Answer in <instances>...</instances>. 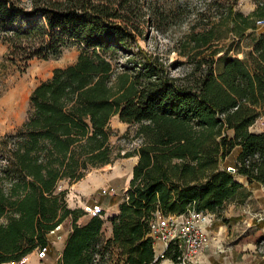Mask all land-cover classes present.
<instances>
[{
    "label": "trees",
    "instance_id": "trees-1",
    "mask_svg": "<svg viewBox=\"0 0 264 264\" xmlns=\"http://www.w3.org/2000/svg\"><path fill=\"white\" fill-rule=\"evenodd\" d=\"M239 1H203L204 24L177 49L189 71L175 77L183 63L138 45L141 0H0V36L11 58L48 60L68 44L82 48L75 64L36 87L26 121L0 140V264L49 246L67 219L72 230L57 264L176 261V245L155 261L158 214L194 208L221 216L228 202L248 197L238 176L264 185V132L252 131L264 120V0L248 15ZM248 32L250 50L231 56ZM116 116L136 128L133 150L112 146ZM237 148L231 173L223 163ZM134 156L120 211L109 218L112 237H104L99 215L79 224L86 213L69 207L61 184Z\"/></svg>",
    "mask_w": 264,
    "mask_h": 264
},
{
    "label": "rangeland",
    "instance_id": "rangeland-1",
    "mask_svg": "<svg viewBox=\"0 0 264 264\" xmlns=\"http://www.w3.org/2000/svg\"><path fill=\"white\" fill-rule=\"evenodd\" d=\"M203 1L141 0L140 15L142 19L140 22L143 34L138 38V45L147 53L158 54L168 64L177 61L183 63L178 69L171 71L172 76L180 77L189 71V60L181 56L177 49L180 46L179 42L183 41L194 28L199 31L204 24L198 18L199 12L203 8ZM151 5L156 7L155 12L152 9L150 11L149 7ZM256 6L255 0H240L236 8L248 15L256 9ZM149 16L152 17V21L147 24ZM261 28L263 26L259 27V29ZM249 33H246L245 38L239 43L238 47L230 52L231 56L241 59L245 57L254 39V36ZM257 33H259V30L253 34L256 35ZM133 51L136 52L137 48H133ZM81 52L82 48L79 44L71 43L66 45L57 57L48 60L35 58L24 62V60L19 58H11L10 46L0 36V140L6 136L16 134L26 121L30 110V98L36 87L42 82L50 80L56 69L75 64ZM11 59L14 60L11 61ZM124 61L125 59L121 57L120 62L124 63ZM263 126L264 120L260 119L252 128V131L258 133ZM111 128L114 131V136L111 139L114 149L133 150L139 145V140L134 138L136 128H130L127 124L122 123L117 116L112 119ZM127 133H130V135H127ZM236 158L234 153L226 162L224 161L223 166L233 167L236 163ZM131 167L130 160L119 158L111 165L91 170L83 180L76 183V192L69 194L68 202L70 203V208L84 210L85 206L106 207L108 203V206H110L119 201L124 194L122 190L123 180L126 181L128 179ZM116 175L121 177L119 185L106 182L107 179ZM88 182L94 184L95 190L92 192L88 191ZM65 183L63 182L61 186L64 187ZM104 189H107V194H103ZM111 189H113V192ZM86 215L87 218H90L88 214ZM220 218L222 220L221 223L238 224L235 219L230 221L223 219L222 216ZM106 232L107 227H104V237ZM257 232L258 230H254L252 238L255 237L256 240L250 239V243L255 245L254 256L264 264V248L262 251L260 250L264 247V243H259V234ZM238 235H240V231L234 232L232 239ZM245 242L246 240L241 241L240 249L243 248ZM217 247L218 251L222 253L223 249L231 246L218 244Z\"/></svg>",
    "mask_w": 264,
    "mask_h": 264
},
{
    "label": "crops",
    "instance_id": "crops-1",
    "mask_svg": "<svg viewBox=\"0 0 264 264\" xmlns=\"http://www.w3.org/2000/svg\"><path fill=\"white\" fill-rule=\"evenodd\" d=\"M259 132H264V126ZM239 151L240 149L237 148L229 157L233 156L234 153L237 157ZM128 160L131 161L132 167L128 175V179L126 181L123 180L124 184L122 190L124 191V194L122 198L110 206H108L109 203L106 207L101 206L105 211V227H107L105 237L107 239L112 237V225L109 222V218L117 215L120 211V204L125 198L126 191L129 188L133 175V169L138 163V157L134 156L128 158ZM120 179V175H116L110 179H107L106 182L109 184L112 183L119 185L121 181ZM237 180L244 186L243 190L248 193V197L245 198V200L235 199L228 202L221 216L225 220L227 219L231 221V219H235L236 223L238 224H227L226 222L221 223V216L216 215L213 226L210 228L212 242L205 250H203L202 253L199 254L197 258V264H263L256 256H254L255 245L250 243V239H255V237L252 238V236H254V230H258L257 234H259V243H264V185L257 182L249 184L247 178L242 176H238ZM65 184L66 185H64V187L61 186L60 189L68 190V196L69 194L76 192V184L70 185L68 182ZM88 188V191L90 192L95 190L94 184L91 182H88ZM88 220L89 218H87V215H85L79 219L78 223L86 224ZM71 230L72 221L71 219H67L61 225L59 232L49 235L50 250L47 257L41 260L38 256V250H36L25 258L24 264H57ZM236 231H240V235L232 239L234 232ZM243 240H246V242L243 244V248L240 249L241 241ZM218 244H228L231 247L223 249L221 253L217 249ZM156 248L162 250L163 246L159 243L157 244ZM156 248L155 253L158 255ZM263 248L264 247H262L260 250L262 251Z\"/></svg>",
    "mask_w": 264,
    "mask_h": 264
},
{
    "label": "built area",
    "instance_id": "built-area-1",
    "mask_svg": "<svg viewBox=\"0 0 264 264\" xmlns=\"http://www.w3.org/2000/svg\"><path fill=\"white\" fill-rule=\"evenodd\" d=\"M264 26V23L261 24ZM227 171L235 173L236 170L228 167ZM113 192V189H111ZM107 189L103 190V194H107ZM84 211L90 217L101 216L104 210L100 206H85ZM215 221V214L210 212H199L194 208L189 209L181 215L161 216L157 215L151 224V236L154 239V247L162 244L163 249L156 248V260L164 258L166 251L171 245H176L179 249L177 260L163 259L160 264H196L197 256L211 242L210 228ZM61 225L58 226L51 234L59 232ZM50 245L39 249L38 256L41 260L45 259L49 253ZM25 263V258L18 262ZM15 264V263H11Z\"/></svg>",
    "mask_w": 264,
    "mask_h": 264
}]
</instances>
